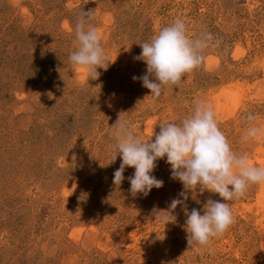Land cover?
Masks as SVG:
<instances>
[{
  "label": "rangeland",
  "instance_id": "374dc122",
  "mask_svg": "<svg viewBox=\"0 0 264 264\" xmlns=\"http://www.w3.org/2000/svg\"><path fill=\"white\" fill-rule=\"evenodd\" d=\"M82 10H94L111 63L96 80L69 61ZM177 18L212 41L203 65L153 100L133 80L147 69L134 57ZM197 100L264 167V140L241 142L249 114L264 128V0H0V264H264V185L230 202L235 224L202 251L180 206L175 222L155 219L184 191L166 158L152 173L163 186L146 197L130 192L132 168L113 184L119 116L147 141ZM209 198L221 200L189 192L188 212Z\"/></svg>",
  "mask_w": 264,
  "mask_h": 264
},
{
  "label": "clouds",
  "instance_id": "9594fccd",
  "mask_svg": "<svg viewBox=\"0 0 264 264\" xmlns=\"http://www.w3.org/2000/svg\"><path fill=\"white\" fill-rule=\"evenodd\" d=\"M93 20L94 10L79 13L74 26L76 50L69 56L73 68L83 72L89 80L98 79V69L107 71L111 64L103 47L102 34ZM211 41V35L203 32L191 38L185 22L177 18L150 42L140 45L142 51L134 59L144 61L147 69L145 75L133 76V80L142 81L152 99L157 100L165 89L178 87L203 65ZM256 119L252 114L246 117L250 126L241 136V142L264 140V128L251 123ZM114 127L117 143L112 148L111 162H115L118 155L122 162L113 174V184L121 185L125 169L132 168L134 173L128 177L130 192L133 196L146 197L153 188L163 186V181L152 173L157 161L166 158L172 178L182 183L184 191L179 193L180 198L172 199L168 210L153 209V213L155 219L167 225L175 222L173 213L180 206L186 215L189 247L210 251L212 243L235 224L230 202L243 198L253 185H264V167L252 163L247 153L233 150L213 107L202 100H197L191 114L179 123L159 124V132H153L147 141L121 116ZM197 191L218 194L221 200L209 198L203 205V214L196 208L188 212V193Z\"/></svg>",
  "mask_w": 264,
  "mask_h": 264
}]
</instances>
